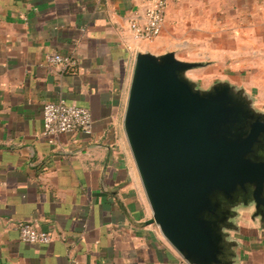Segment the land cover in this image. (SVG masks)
<instances>
[{
	"label": "crops",
	"instance_id": "crops-1",
	"mask_svg": "<svg viewBox=\"0 0 264 264\" xmlns=\"http://www.w3.org/2000/svg\"><path fill=\"white\" fill-rule=\"evenodd\" d=\"M151 0H0V264H186L154 224L123 130L136 54L174 52L264 111V0H166L161 34L130 30ZM69 56L65 69L46 60ZM191 73V74H190ZM86 108L90 135L42 136L46 102ZM236 218L234 264H264V226ZM51 234L24 244L16 225Z\"/></svg>",
	"mask_w": 264,
	"mask_h": 264
},
{
	"label": "water",
	"instance_id": "water-1",
	"mask_svg": "<svg viewBox=\"0 0 264 264\" xmlns=\"http://www.w3.org/2000/svg\"><path fill=\"white\" fill-rule=\"evenodd\" d=\"M174 52L136 54L124 135L154 224L186 264H234L236 218L264 226V111Z\"/></svg>",
	"mask_w": 264,
	"mask_h": 264
},
{
	"label": "built area",
	"instance_id": "built-area-1",
	"mask_svg": "<svg viewBox=\"0 0 264 264\" xmlns=\"http://www.w3.org/2000/svg\"><path fill=\"white\" fill-rule=\"evenodd\" d=\"M166 9V0H151L142 18L129 22L134 37L144 41L157 38L163 28ZM46 60L65 69L73 64L69 56L60 54L47 55ZM91 128L92 117L86 108L67 104L63 100L46 102L42 106V136L50 144L61 134L81 132L90 135ZM16 229L24 244L48 245L52 241L50 233L39 230L30 222H19Z\"/></svg>",
	"mask_w": 264,
	"mask_h": 264
},
{
	"label": "rangeland",
	"instance_id": "rangeland-1",
	"mask_svg": "<svg viewBox=\"0 0 264 264\" xmlns=\"http://www.w3.org/2000/svg\"><path fill=\"white\" fill-rule=\"evenodd\" d=\"M211 70L210 69H204V70H199V71H196V72H193L191 75L194 77V78H196V79H198L199 81H198V83L199 84H202V83H200V81H202V82H204V81H206L208 78H210L211 76H212V72H210Z\"/></svg>",
	"mask_w": 264,
	"mask_h": 264
}]
</instances>
